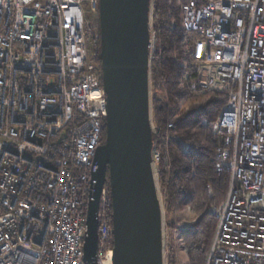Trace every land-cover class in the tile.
<instances>
[{
  "label": "built area",
  "instance_id": "2783aa9c",
  "mask_svg": "<svg viewBox=\"0 0 264 264\" xmlns=\"http://www.w3.org/2000/svg\"><path fill=\"white\" fill-rule=\"evenodd\" d=\"M98 7L0 0V264H87V203L106 117L86 28ZM181 15L185 31L200 36L195 63L212 67L202 87L228 99L211 124L215 168L229 172L230 185L209 209L217 225L206 264H264V0H188ZM160 158L152 148L153 168ZM106 199L103 188L96 264H112Z\"/></svg>",
  "mask_w": 264,
  "mask_h": 264
},
{
  "label": "water",
  "instance_id": "95a60500",
  "mask_svg": "<svg viewBox=\"0 0 264 264\" xmlns=\"http://www.w3.org/2000/svg\"><path fill=\"white\" fill-rule=\"evenodd\" d=\"M98 2L106 142L93 157L84 261L96 264V216L108 169L112 264H163L162 212L151 161L149 0Z\"/></svg>",
  "mask_w": 264,
  "mask_h": 264
},
{
  "label": "trees",
  "instance_id": "16d2710c",
  "mask_svg": "<svg viewBox=\"0 0 264 264\" xmlns=\"http://www.w3.org/2000/svg\"><path fill=\"white\" fill-rule=\"evenodd\" d=\"M183 1L188 0H154L153 4L155 49L149 61L155 126L152 148L161 155L156 168L170 236L167 263L173 264L174 248L179 245L189 264H206L217 225L209 209L225 199L230 185L229 172L219 174L215 168L214 157L219 141L212 132L211 124L228 99L223 93L202 87L201 67L192 56L200 36L185 31L183 27ZM191 1L202 5L206 0ZM97 33L95 54H91L92 61L102 70L99 26ZM105 142L104 119L100 145ZM108 177L107 169L104 186L106 219L112 229ZM185 211H190L192 215L185 226H179L173 217ZM108 248H113V235Z\"/></svg>",
  "mask_w": 264,
  "mask_h": 264
},
{
  "label": "rangeland",
  "instance_id": "374dc122",
  "mask_svg": "<svg viewBox=\"0 0 264 264\" xmlns=\"http://www.w3.org/2000/svg\"><path fill=\"white\" fill-rule=\"evenodd\" d=\"M85 9H87V5L84 6ZM87 19V39H88V50L89 53L95 54L97 40H98V26H99V16L96 14L90 13ZM155 49V46H154ZM154 52V51H153ZM153 54V53H152ZM201 74L203 75V79H208L213 76L212 73V67L210 66H201L200 68ZM217 91V90H215ZM218 92V91H217ZM150 106H151V83H150ZM151 117L152 116V109L150 110ZM154 124V123H153ZM157 164L153 168V172L155 175V182L157 186V192H158V198H159V204L161 207L162 212V242H163V264H168V255H169V248H170V236H169V230L166 227V215H165V209H164V202H163V195L161 193L160 185L158 182V174H157ZM210 194V193H209ZM190 211H185L183 213L176 214L173 219L175 223L179 226H185L187 222L189 221V218L191 217ZM176 241V240H175ZM177 242V241H176ZM179 245H175L174 248V255H173V264H189L188 257L186 256L185 252L181 249V247H178Z\"/></svg>",
  "mask_w": 264,
  "mask_h": 264
}]
</instances>
